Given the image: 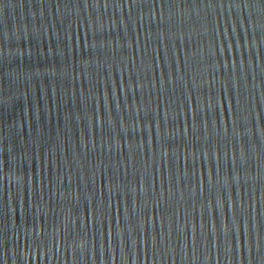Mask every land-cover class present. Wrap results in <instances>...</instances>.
<instances>
[{
  "label": "water",
  "instance_id": "95a60500",
  "mask_svg": "<svg viewBox=\"0 0 264 264\" xmlns=\"http://www.w3.org/2000/svg\"><path fill=\"white\" fill-rule=\"evenodd\" d=\"M0 264H264V0H0Z\"/></svg>",
  "mask_w": 264,
  "mask_h": 264
}]
</instances>
